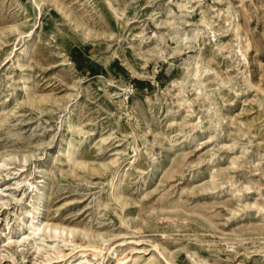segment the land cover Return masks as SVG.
<instances>
[{"label": "rangeland", "instance_id": "1", "mask_svg": "<svg viewBox=\"0 0 264 264\" xmlns=\"http://www.w3.org/2000/svg\"><path fill=\"white\" fill-rule=\"evenodd\" d=\"M0 264H264V0H0Z\"/></svg>", "mask_w": 264, "mask_h": 264}, {"label": "bare ground", "instance_id": "2", "mask_svg": "<svg viewBox=\"0 0 264 264\" xmlns=\"http://www.w3.org/2000/svg\"><path fill=\"white\" fill-rule=\"evenodd\" d=\"M197 73L198 72H196V74L195 75H197ZM123 170L124 169H122V168H119L117 171H116V174L114 175V177L112 178V181H111V186L112 187H114V185L116 184L115 182L117 181V179L119 178V176L121 175V173L123 172ZM122 175H123V173H122ZM119 180V179H118ZM44 191L42 190L41 192H40V196H39V198H38V201L36 202V204H35V206H34V212L33 213H35L36 215H37V217H39L38 216V213L40 212V210L42 209V206H44L43 205V202H45L44 201ZM41 213V212H40ZM40 227H44L45 229H49L50 231H53V232H59V231H62L61 230V228H59V227H55V226H52V225H50L49 223H44V222H42L39 226H38V228H40ZM66 230L65 229H63V232H65Z\"/></svg>", "mask_w": 264, "mask_h": 264}]
</instances>
